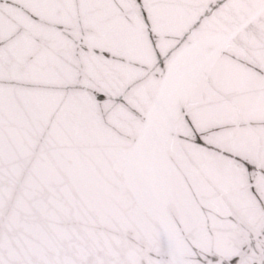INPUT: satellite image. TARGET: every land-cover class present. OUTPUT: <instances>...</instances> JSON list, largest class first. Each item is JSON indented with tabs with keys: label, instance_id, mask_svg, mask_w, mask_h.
<instances>
[{
	"label": "snow or ice",
	"instance_id": "snow-or-ice-1",
	"mask_svg": "<svg viewBox=\"0 0 264 264\" xmlns=\"http://www.w3.org/2000/svg\"><path fill=\"white\" fill-rule=\"evenodd\" d=\"M0 264H264V0H0Z\"/></svg>",
	"mask_w": 264,
	"mask_h": 264
}]
</instances>
